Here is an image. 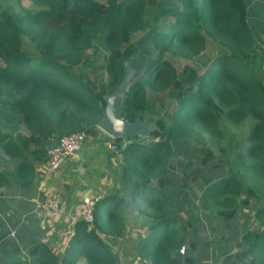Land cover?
<instances>
[{
    "label": "trees",
    "instance_id": "obj_1",
    "mask_svg": "<svg viewBox=\"0 0 264 264\" xmlns=\"http://www.w3.org/2000/svg\"><path fill=\"white\" fill-rule=\"evenodd\" d=\"M31 1L45 9L27 17L25 9H0V39L20 48L27 38L40 55L33 59L26 49L19 61L0 63V189L32 188L53 141L79 132L97 137L107 99L127 69L134 79L119 103L120 117L145 123L150 133L148 139H115L120 147L127 142L119 152L127 196L102 198L92 226L77 221L62 254L39 242L31 228L8 238L21 218L11 217L14 228L2 218L10 208L4 200L0 264H123L107 240L126 236L128 198L146 220L135 251L139 264H264V39L261 47L249 25L250 0H172L139 49L132 37L143 31L158 0ZM99 49L107 58L103 72H90L88 61ZM168 59L186 65L181 70ZM226 120L251 126L239 151L208 148L199 136L226 141ZM193 139L200 147L190 155L200 166L188 173L182 143ZM188 181L202 191L195 210L176 190ZM239 204L248 218L241 229ZM210 231L224 244L211 241Z\"/></svg>",
    "mask_w": 264,
    "mask_h": 264
},
{
    "label": "crops",
    "instance_id": "obj_2",
    "mask_svg": "<svg viewBox=\"0 0 264 264\" xmlns=\"http://www.w3.org/2000/svg\"><path fill=\"white\" fill-rule=\"evenodd\" d=\"M109 143V137L100 130L97 137H88L83 150L68 159L58 172L48 176L45 163L37 164L32 188L15 187L9 191L0 189V206L6 200L10 207L1 217L10 219L13 228L14 225L17 227L18 222L11 217H20L21 222L16 230L31 228L39 242L55 253L62 254L70 243L75 224L79 221L80 216L77 215L83 206V199L98 196L104 198L108 195L126 197L120 182L121 155L110 152ZM51 199L58 201L60 216L42 229L38 221H35L36 204ZM128 212L130 213L126 236L114 241L107 240L111 250L112 247L123 249L127 243L137 246L145 232V218L138 220L136 218L139 216L133 213L135 211ZM30 214L33 217L31 220L27 218ZM4 229V224L0 222V235ZM119 260L122 262L121 258ZM135 260L137 261L134 264H139V260ZM80 264L87 263L82 260Z\"/></svg>",
    "mask_w": 264,
    "mask_h": 264
},
{
    "label": "rangeland",
    "instance_id": "obj_3",
    "mask_svg": "<svg viewBox=\"0 0 264 264\" xmlns=\"http://www.w3.org/2000/svg\"><path fill=\"white\" fill-rule=\"evenodd\" d=\"M20 3V4H19ZM159 6L156 8H153L149 11V14L146 18V24L144 26L143 31H140L136 35L132 37L131 44L135 47V49H139L145 42L147 41V37L150 34L152 26L155 24V21L158 17V14L160 12V9H162L165 6H168L172 3V0H158ZM14 7L19 14L24 13V9L26 12L24 15L27 17L30 13L36 14L40 12L41 10L45 9L44 7L38 6L37 4L33 3L31 0H0V9L7 10L9 7ZM30 12V13H29ZM248 22L253 30L254 34L256 35L260 46L262 47L263 43L260 42V39H264V0H250L248 2ZM30 27H33L32 24H30ZM20 48L16 47L13 41L0 39V63H2L5 59L13 57L15 60L19 61L24 56V51L28 49L27 51L30 54V57L33 59L40 58L39 53L36 51V48L34 45H32L29 40L26 38L23 42L20 44ZM107 61L106 55L103 52L102 49L97 50L96 52L91 54V59L88 61V64L90 65V72L91 69L94 68L98 70V73H102L103 70H101V67L105 65ZM169 63H172L174 66L178 67L179 69H183V67L186 65L185 62H180V60H172L168 59ZM261 72L262 76L264 78V64L261 65ZM133 82V79L130 80L129 85ZM126 93V91L124 92ZM224 125L228 128V139L223 142H216L214 140H211L210 137L207 134L200 133L199 136L203 137L206 140V146L208 148H217L221 147L225 150H234L232 152H236L241 150L243 147H245L247 135L251 129L250 124L246 123L241 126H233L231 125L227 120L224 122ZM147 127V126H146ZM149 128V127H147ZM197 137V136H195ZM149 134L145 137H141V139H148ZM152 140V139H151ZM200 140L182 143V157H186L183 161H186L188 165H191L188 173L192 170H197V167L200 165L196 160L192 157L190 154H194L195 149L199 148V142ZM180 158V156H178ZM177 158V159H178ZM189 161V162H188ZM192 161V162H191ZM194 166V167H193ZM182 169H177L175 172V175H181ZM181 179V178H180ZM191 179V178H190ZM189 182V181H188ZM198 185L195 186L192 182H189V185L183 186V185H177L176 190L179 193V201H189V204L192 208V210H195V208L199 205V198L201 197L202 191L197 188ZM127 193V192H124ZM174 193V192H173ZM124 196H127L125 194ZM247 199V196L243 195L242 201ZM128 202L130 203V210L129 211H135L133 212L135 216H139L141 219L145 218L144 215L140 214L138 211V208L135 207L132 204V201L130 198H128ZM198 210V209H197ZM130 213V212H128ZM247 210L244 209V206L239 204L238 205V229H241V227L245 224L247 217H244L246 215ZM145 233V232H144ZM208 237L210 240H222V236L216 234L215 232H211L208 234ZM227 239H230L229 235L225 236ZM104 238V237H103ZM106 240V239H104ZM218 244L222 245L224 244V241H220ZM136 246L131 245V243L125 244L124 248L126 249H120V248H114L112 247L113 254L117 255L119 258H121L123 264H134L137 260H135L136 256ZM233 252L237 253L236 250ZM206 263V262H205Z\"/></svg>",
    "mask_w": 264,
    "mask_h": 264
},
{
    "label": "built area",
    "instance_id": "obj_4",
    "mask_svg": "<svg viewBox=\"0 0 264 264\" xmlns=\"http://www.w3.org/2000/svg\"><path fill=\"white\" fill-rule=\"evenodd\" d=\"M88 139V135L85 132H79L68 137L60 138L52 142L45 148V167L48 176L58 172L66 163V161L76 154L80 153ZM110 143L108 144V150L114 154H119L120 149H123L127 142H124L123 146L115 142V139L109 137ZM102 200V197H86L83 199V206L77 216L79 220L92 226L93 216L96 205ZM37 208L35 216L38 221L39 227L45 229L47 225L57 219L60 216V209L58 201L55 199L37 202ZM71 232V235H73ZM17 230L11 229L8 238L15 239L17 237ZM70 234V233H69ZM185 249L181 250L184 254Z\"/></svg>",
    "mask_w": 264,
    "mask_h": 264
},
{
    "label": "water",
    "instance_id": "obj_5",
    "mask_svg": "<svg viewBox=\"0 0 264 264\" xmlns=\"http://www.w3.org/2000/svg\"><path fill=\"white\" fill-rule=\"evenodd\" d=\"M134 79V73L127 69V76L120 85L118 92L107 99L105 120L100 126L101 132L112 139L134 140L135 137H145L150 129L143 122L128 123L121 119L119 103L125 97V91L130 86V80ZM156 127H152L155 130Z\"/></svg>",
    "mask_w": 264,
    "mask_h": 264
}]
</instances>
